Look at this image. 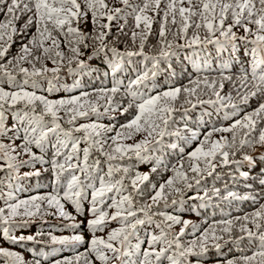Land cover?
Instances as JSON below:
<instances>
[{
    "label": "snow or ice",
    "instance_id": "obj_1",
    "mask_svg": "<svg viewBox=\"0 0 264 264\" xmlns=\"http://www.w3.org/2000/svg\"><path fill=\"white\" fill-rule=\"evenodd\" d=\"M116 2L123 7L115 6ZM0 5H5V8H0V12L4 15V19L0 20V77L6 78L9 88L6 90L0 86V136L6 135L9 131L19 133L21 127L23 130L20 145L0 143V160L5 162V164H0V171L7 167L15 172L22 165H28L34 161L45 163L44 156L36 155L32 148L35 146L43 152L46 144L50 143V136H56V142L51 145L55 149L50 161L52 192L44 195H31L26 199L18 198L14 191L0 193V198L4 199V206L0 207V232H2L3 239L13 245L34 241L75 248L83 243L82 235L49 234L48 240H38L37 237L42 236V233H37L35 236H17L13 232L14 229L27 227L36 218L46 215H55L74 221L75 217L66 210L65 204H71L76 212L80 213L83 210L82 202L88 200L90 192L88 211L92 218L87 220V227L93 235L88 251L94 253L101 264H135L132 260L126 262L124 257H138L141 251L142 257L138 259V264H162L161 258H166L169 264H191L190 256L203 258L210 246L219 249L221 244L218 241L223 237L215 234L213 226L205 229L199 237L192 239L186 245L182 243L181 237L191 221L186 219L181 221L180 218L174 216L165 217L166 221H171V223L165 224L162 221L157 224L160 234L149 236L147 248L141 250L139 243L133 245L132 237L135 236L139 225L144 224L145 220L151 221L150 210L153 205L161 199L168 200L166 189L183 197L187 189L194 187L190 180L195 182V186H199L205 175H213L218 166L217 160L220 165L254 163L252 152L256 151L257 146L264 147V127L258 126L260 122H264V116H262L264 103H260L257 109L246 113L241 119H235L228 127H214L206 133L200 146L188 153L190 161L188 171H191L193 175L189 177L185 171L180 170L183 168V162L180 168L174 165L172 168L174 175L170 176L165 183L160 184L158 190L153 186L155 194L151 196V203H145L134 211L135 205L131 193L120 195L118 199L109 194L123 193L126 187L123 183L125 177L114 179V173L123 171L126 174L129 169L122 168L120 164L115 163L116 161L123 160L125 156L130 158L132 155L140 160H147L154 147L163 144L165 136L181 134L179 129L175 133L168 131L173 114L177 111L176 103L180 100L181 93L184 94L182 107L183 105L195 107L192 101L194 96L196 103L213 104L220 101L222 107H227L223 101L225 99L231 101L232 97L229 95L226 98L220 92L225 81H231L236 86L237 96L241 103L246 104L249 98L256 96L257 93L264 95V74L257 75V69L264 65V59L255 58L257 48L252 49L254 58L251 65V78L245 71L233 81L231 76L221 72L219 87H217L218 81L215 78L209 81L208 77H204L203 81L199 79L190 81L189 85L183 88L170 86L165 91H157L155 95H145L146 86L156 77L159 64L164 59L175 55L176 50L183 47L176 43L178 40H184L189 46L214 43L220 49H226L228 45L234 49L237 40L243 41L249 36H254L255 39L251 43L264 49V0H141L140 3H133L132 0H114L112 5L107 0H7V2L0 0ZM161 12L163 17L159 28L160 48L156 55L148 56L144 52L145 41L151 32L152 24ZM89 13H91L95 26L91 36L82 32L79 27L73 26L74 22L78 25L81 19H86ZM24 15H27V20L20 31L34 25L35 32L27 43L21 45L18 54L5 63L3 59L11 46L10 42L17 34L16 21ZM122 16L125 17V24L120 26L121 31L127 26L126 17H133L134 28L131 37L133 43L139 38V51L120 52L116 47L110 46L106 40L109 33L104 29L110 30V23H100L101 18L106 17L107 21L111 22L119 20ZM169 25L176 26V31L173 32ZM190 28L193 29V33L188 36ZM202 29L205 31L203 38L200 36ZM235 29H243L245 35L238 36ZM169 35L172 39H169ZM60 36L74 38L71 41L66 39L71 53L67 57L69 72L86 67L85 61L80 59L83 55L80 48L81 46L88 48L89 39L93 41L94 53L110 51L113 54V59L108 63L113 74H117L122 68L124 57L142 55L145 60L151 61V68L146 67V70L136 71L135 78L129 79L127 85L124 86L122 99L130 98L127 107H123L122 103L114 99L121 91V84L118 80L113 81L111 88L101 87L94 89L91 93L81 91L79 95H70L67 98L49 99L37 94L36 89L39 87L40 79L47 80L49 93L54 91L53 80L59 74L65 60V53L59 50ZM45 59L51 60L55 67H47L44 63ZM25 64L30 67H26ZM37 64L40 66L37 67ZM20 77H23L22 81L19 80ZM201 83L211 90L216 96V101L212 99L205 101L199 98L202 92L199 87ZM93 96L95 100L90 99ZM101 100L105 101V113L121 107L124 112L133 107L136 109L133 119L121 125L120 130H115L108 150H105V143L99 137L114 129L99 123L72 126L78 118L87 117L90 113L100 115L98 104ZM232 107L237 108L238 105L233 104ZM10 109L14 110L12 114L19 121H26V123L13 124L9 128L6 125V113ZM61 111L68 116L67 123L70 125L68 128H64L60 123L59 113ZM184 111L186 112L187 109L184 108ZM184 131L190 133L191 139H195L198 135L197 131L187 128V125ZM217 132L231 133L232 138L229 141L226 136L222 135L218 140L211 139L212 135ZM74 133H83V135L76 136ZM137 134L142 135L138 141L123 143L124 140L131 139ZM15 139L14 135L13 140ZM81 141H85L88 145L83 148V163L74 162L79 161ZM92 149H96L105 158L104 163L107 164L108 169L105 175L100 174L101 160L99 158L92 165L87 163ZM21 152L26 153L28 159H19ZM237 154H240L239 160L235 159ZM61 156L63 159H58ZM48 170L45 169V171ZM156 170V167L152 168L153 172ZM24 175L39 176L40 171L36 170L24 173ZM239 175L246 177L248 173L241 171ZM12 179H17V177L13 176ZM232 179L235 180L236 177L233 176ZM148 180V173L138 172L131 182L133 190L138 191L139 185ZM96 181H98V186ZM261 184H264V180ZM225 191L226 196H222L221 199L256 200V197L250 193L240 196L236 192L228 191L227 185H225ZM220 192L221 189L213 187L211 195L208 190H205L203 196L197 195L195 198L202 201L210 200L212 196H220ZM108 199H111V204L107 205V209L101 207ZM176 202L175 199L172 200V203ZM53 209L54 211H50ZM108 209H114V211L110 212ZM137 211L144 214L143 219L137 217ZM161 215L165 214L161 213ZM117 220L120 226L109 231L106 238L94 234L97 230L102 231L108 221ZM180 223L183 225L180 232H172V225ZM217 223L223 225L221 231L228 233L229 239H233L231 233L239 224L241 235L236 236L234 242L247 239L250 244L256 245L251 255L245 254L239 258L229 259L226 264H264V204H260L257 210L243 217ZM249 224L252 227H249ZM65 226L75 228L78 225L72 223ZM192 227L195 230V225ZM157 245L160 246L157 248ZM82 256L85 254L66 256L54 260L53 264H79ZM0 257L3 258L4 264H41L40 259L26 262L18 252L7 247H0ZM47 258L45 254L44 259L47 260ZM84 264H92V261L85 258Z\"/></svg>",
    "mask_w": 264,
    "mask_h": 264
},
{
    "label": "trees",
    "instance_id": "obj_2",
    "mask_svg": "<svg viewBox=\"0 0 264 264\" xmlns=\"http://www.w3.org/2000/svg\"><path fill=\"white\" fill-rule=\"evenodd\" d=\"M7 2V0H6ZM107 2L112 5L114 0H107ZM133 3H140L141 0H132ZM117 7H123V5L118 2L115 3ZM163 7V5L161 6ZM0 8H5V5H0ZM154 15V14H153ZM163 13L161 12L159 16L156 17L155 22L152 24L151 32L147 36L145 41L144 52L148 56L156 55L160 48V37L159 28L160 22L162 20ZM4 19L3 12H0V20ZM27 20V15H24L16 21L17 34L13 36L11 46L8 48L6 57L3 62H7L8 59L16 56L22 44L27 43L31 38L32 34L35 32V26H31L24 31H20L23 28L25 21ZM127 26L121 31L120 26L125 24V17L122 16L119 20H113L111 22L107 21L106 17L101 18L100 23H110V30L108 31V36L106 37L107 42L110 46L116 47L118 51L124 52L126 50L139 51V38L133 43L131 32L134 28V21L132 16H127ZM74 27H79L82 32H85L91 36L94 31V25L92 22L91 13L88 14L86 19H81L77 25L75 22ZM172 31H176V26L169 25ZM255 27L254 25L252 26ZM99 31L98 28H96ZM238 36H244L245 33L243 29H235ZM139 31V30H137ZM193 29H189L188 36H191ZM205 31L202 29L200 31V36L203 38ZM60 51L65 53V60L61 66L59 74L54 78L53 85L54 91L49 93L47 91L49 85L46 79L39 80V87L36 89L38 95H44L49 99H61L67 98L70 95H79L81 91H87L89 93L93 92L94 89H99L101 87L111 88L113 86V81L118 80L121 84V91L115 96V100L122 103L123 107H127L128 100L130 98H123L124 86L127 85L129 79H134L136 71H143L147 68H151L152 64L150 60H145L144 56H133L124 57V64L122 68L118 70L117 74H113L110 71L108 63L113 59V54L110 51L106 52H93V41L89 39L88 48L81 46L80 50L83 55L80 59L85 61L86 67L82 70L78 69L75 72H69L67 66V57L71 55L69 46L66 43V39L71 41L74 38L69 36L65 38L60 36ZM169 39H172L169 35ZM255 39L254 36H249L246 40L235 42V48L233 49L231 45L226 46V49H220L216 44H203V45H187L184 40H178L176 43L183 45L176 50L175 55L164 59L159 64V70L154 79L148 82L145 95H155L157 91H165L170 86L180 87L188 86L190 81H195L197 79L203 81L204 77H208L209 81L215 78L219 87V77L221 72L229 75L233 78V81L237 79L242 73L247 71L249 73V78H251V65L253 62L254 54L252 52L253 48H257L255 53V58L264 59V49H260L257 45L251 43ZM75 46V45H73ZM91 57V58H89ZM44 63L47 67H55L51 60L45 59ZM225 65L227 67H225ZM26 67L30 65L25 64ZM40 65L37 64V67ZM74 66V65H73ZM264 74V65H261L257 69V75ZM51 75V73H49ZM23 77L19 80L22 81ZM39 79V78H38ZM0 86L9 90L6 78L0 77ZM195 87V85H191ZM238 86V85H237ZM199 98L205 101L212 99L216 101V96L212 94L210 89H207L203 83L200 84ZM31 90V89H30ZM221 95L228 97L231 95V101L225 99L223 104L227 107H222L221 102L217 101L213 104H199L196 103V97H192L195 107L191 105H182L184 94L181 93L180 100L176 103L177 111L173 114L172 122L170 123L169 132L175 133L178 129L180 130V135H169L163 138V144L157 145L152 150L149 159L140 160L132 155L130 158L125 156L123 160H118L115 163L121 165V167H127L129 169L128 173L123 171L119 173H114V179H119L124 176L123 181L125 191L123 193H110V196H116L117 199L120 195L132 194L134 199V211L136 208L142 207L145 203H151V196L154 195L153 186L155 189H159L160 184L165 183L170 176H173L172 171L173 166L180 168L181 162H183V168L181 171H185L189 177L193 174L188 171L190 167V161L188 159V153L194 151V149L200 146V142L204 140L205 134L211 131L212 128L228 127L233 123L235 119H241L246 113L253 112L259 107L260 103H264V95L257 93L256 96L250 97L246 104L241 103L236 92V86L233 82L225 81L223 89H220ZM90 99L95 100V97H90ZM238 105L237 108H233L232 105ZM105 101L101 100L98 104V111L100 115L95 113H90L87 117H80L77 119L74 125L79 126V124L87 123H99L106 127L114 129V131L104 133L99 139L105 143V150H108V145L112 144L111 137L115 135V130H120V126L126 124L128 121L133 119L136 115L135 107L130 108L127 112L123 111V107L118 108L115 111H109L105 113L104 111ZM38 105V110H39ZM184 108L187 111H184ZM13 109H10L6 113V125L11 128L13 124L22 125L16 116H14ZM61 117L60 123L64 128L70 127L67 123L68 116L61 111L59 113ZM264 116V114H262ZM50 119V118H49ZM187 128L197 131L198 135L195 139L190 138V133L185 132V126ZM259 127H264V122H260ZM258 134V133H257ZM16 139L13 140V136ZM76 136H82L83 133H74ZM226 136L229 141L232 138L231 133H214L211 137L213 140H218L220 136ZM187 137V138H186ZM23 138V130L19 133H14L9 131L6 135L0 136V143L6 145L15 144L20 145ZM142 138L141 134L133 136L131 139L124 140L123 143H134ZM50 143H47L43 152L41 149L33 146L32 151L36 155H43L45 163L39 161H34L28 165H22L15 172L7 169L0 171V193H7L8 191H14L15 195L20 199H26L31 195H44L45 193L52 192V173L50 171L51 164L50 161L53 158V152L55 149L52 148V144L56 142V136L52 135L49 138ZM176 145V147H172ZM85 141H81L79 148V161L83 163V148L87 147ZM70 147V145H69ZM182 147V148H181ZM183 149V153H181ZM254 163L248 164L247 162L236 165H220L219 160L216 161L217 168L215 169L213 175H205L201 184L187 189L184 192L183 197L177 196L174 191L166 189V194L168 195V200L165 201L161 199L157 204L153 205L150 210L152 214L151 221L145 220L144 224L137 227L135 236L132 237V244H140L141 250L148 247L147 240L151 234H160V228L157 224L164 222L165 224L171 223V221H166V216H174L180 218L181 221L189 220L191 224L186 228L185 233L181 237V242L185 245L200 236L205 229L213 226L215 228V234L221 235L223 238L218 241L221 244L219 249L214 247H209V251L205 254L203 258H198L196 256H190L189 260L191 264H226L229 259L239 258L241 255H251V251L255 250L256 245L250 244L247 239L242 242H234L236 236L241 235L239 232V224H237L231 236L233 239H229L228 233H223L221 231L223 225H219L217 222L229 219H235L237 217H243L260 207V204H264V184L261 181L264 180V147L257 146L256 151L252 152ZM101 160L100 164V174L105 175L107 173V164L104 163L105 158L100 155L96 149H92L89 153V159L87 163L92 165L96 159ZM232 157H230L231 159ZM240 154H237L235 159L239 160ZM19 159H28L26 153L21 152ZM58 159H63V156L58 157ZM0 164H5L3 160H0ZM201 166L203 164L201 163ZM156 167V171L153 172L152 168ZM45 169H49L45 171ZM36 170L40 171L39 176L31 175L25 176L24 173L34 172ZM241 171L247 172L246 177H241L239 173ZM148 173L149 180L144 181L139 185V190H133L132 179L135 178L137 173ZM15 176L17 179H12ZM235 176L236 179L233 180L232 177ZM219 177V178H217ZM98 186V181H96ZM225 185H227L228 191H233L238 193L240 196L245 194H252L256 197V200L251 199H221L222 196H226ZM182 186V185H180ZM213 187L221 189L220 196H212L210 200L202 201L196 199L197 195L203 196L205 190H208L209 195H211V189ZM90 192L88 200L82 202V212L77 213L75 208L71 204H65L66 210L75 217L74 221L67 220L55 215H46L42 218H36L32 223L24 228L14 229V235H37V233H42V236H38V240H48L49 234L57 236H71L74 234H79L84 237V241L78 244L75 248L64 246V245H52L51 243H36L34 241H25L20 244L13 245L12 243L5 241L3 239L2 232H0V247H7L12 251L18 252L26 262L34 261V259H40L41 264H53L56 259H62L63 257H71L77 254H85L82 256L79 264H84L85 258L92 261V264H101L99 260L96 259L94 253H90L89 242L91 241L93 233L87 227V220L92 218L88 209L90 208ZM175 199L177 202L172 203ZM111 204V199H108L104 205L101 207L107 209V205ZM4 206V199L0 198V207ZM110 212L114 209H108ZM50 211H54L50 210ZM161 213L165 215H161ZM137 217L143 219L144 214L137 211ZM242 222V221H241ZM75 223L78 226L75 228L66 227ZM192 225H195V230H193ZM119 221H108L106 227L101 231L97 230L94 234L98 237H107L109 231L113 228L119 227ZM163 226V225H162ZM183 227L182 223L173 224L171 231L174 233H179L180 228ZM249 227H252L249 224ZM211 236V232H210ZM160 245H157V248ZM47 254V260L44 259V255ZM171 254V253H169ZM109 255H111L109 253ZM142 257V251L138 257H124V260H132L135 264H138V259ZM162 264H169L166 258H161ZM0 264H4V260L0 257Z\"/></svg>",
    "mask_w": 264,
    "mask_h": 264
},
{
    "label": "bare ground",
    "instance_id": "obj_3",
    "mask_svg": "<svg viewBox=\"0 0 264 264\" xmlns=\"http://www.w3.org/2000/svg\"><path fill=\"white\" fill-rule=\"evenodd\" d=\"M182 148V147H181Z\"/></svg>",
    "mask_w": 264,
    "mask_h": 264
}]
</instances>
